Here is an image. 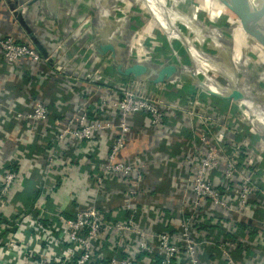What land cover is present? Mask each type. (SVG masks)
Instances as JSON below:
<instances>
[{"label": "built area", "instance_id": "1", "mask_svg": "<svg viewBox=\"0 0 264 264\" xmlns=\"http://www.w3.org/2000/svg\"><path fill=\"white\" fill-rule=\"evenodd\" d=\"M6 5L13 26L17 28L13 13ZM33 9L31 15H36ZM34 26L41 34L36 23ZM76 29L73 40L80 41L81 45V39L87 38L88 30L86 25H77ZM155 33L154 29L149 33V27L135 32L130 64L168 65L156 60L155 42L157 35L161 34ZM16 36H0V56L6 65L14 67L29 62L40 71L41 79L51 83L65 78L74 86L81 80L71 72L74 63L71 57L77 59L78 52L65 41L46 43L49 56L45 58L27 36L26 40ZM171 39L180 42L178 38ZM94 43L97 41L92 40L79 52V59L88 56L87 66H91L97 58L101 59L102 65L105 63L103 59H108L98 54ZM173 53L180 59L178 51ZM112 63L114 68V61ZM68 70L70 74H67ZM75 71H78L77 68ZM194 73L205 87L194 82L187 84L194 87L197 94L182 99L180 105L162 99L158 95L159 91H150L149 86L153 84L144 79L117 77L116 89L120 93L101 98L98 117L86 108L69 116L54 136L46 135L44 138L46 142L43 146L48 151L45 157L46 177L35 203L27 205L23 200L18 203L17 195L14 197L24 179L20 168L21 159L10 162L2 160L0 264H142L146 260L150 264H204L202 249L213 242L201 236V227L207 225L204 217L209 213H203V210L208 207L211 212L217 210L222 214L243 217L251 208V198L264 194V120L262 122L253 116L244 103L217 98L229 103L228 110L221 113L214 101L216 97H212L207 90L225 96L236 88L229 90L228 86L223 87V91H213L206 86L203 74ZM168 84L170 88L182 91L185 82L173 79L161 85ZM161 85L153 86L155 89ZM27 94L31 95L29 92ZM203 97L206 105H210L207 108L202 107L205 106ZM32 101V111L24 112L17 107L16 102L12 104L3 96L0 87V145L6 142V130H9L5 123V112L18 128L27 126L29 129L49 121V103L34 96ZM173 111L188 114L192 120V133L197 139L188 158L192 170L188 185L192 195L191 213L182 218L177 230H148L140 226L139 220L145 208L139 200L147 193L143 189L145 174L137 163H125L119 157L128 140L129 118L144 115L150 120L152 128L161 130ZM111 133H114V138L109 148L104 144L96 145L99 138ZM250 133L258 137L254 146L248 142ZM50 144L52 147L48 149ZM71 149L80 153L75 158L77 161L84 160L85 165L69 157ZM62 161L69 164L60 166L58 163ZM99 161L101 163L98 166ZM82 169L88 170L86 174L90 178L85 196L73 194L66 206L56 204L55 196H58L63 182L68 180L71 173H79ZM112 180L117 181V185L124 183L129 186L127 191H123L124 206L115 216L110 211L111 207L105 205V198L110 193L111 201L113 192L117 190L110 186L108 188ZM149 200L153 202L151 197ZM100 203L104 204L100 206ZM216 244L226 264H237L234 253L246 249L231 234ZM138 257H141V262L136 260Z\"/></svg>", "mask_w": 264, "mask_h": 264}, {"label": "crops", "instance_id": "2", "mask_svg": "<svg viewBox=\"0 0 264 264\" xmlns=\"http://www.w3.org/2000/svg\"><path fill=\"white\" fill-rule=\"evenodd\" d=\"M16 1L0 0V36L8 37L15 34L18 35L16 37L21 39L22 36V39L26 40V35L21 27L13 26L6 10V4L14 5ZM125 1L41 0L33 6L34 9H32L39 15H32V20L35 21L37 30L41 33L39 37L42 42L46 45V43L49 44L55 40H62L78 52L77 59L71 57L74 62L71 65V72L74 74H71L81 79L79 80L80 83L78 81L74 86H71L65 78L63 81L57 79L54 83L41 79L40 71L29 62L20 63L14 67L8 66L0 56V87L3 96L12 104L16 102L20 110L28 113L32 111V96L39 97L49 103L51 112L48 122L29 129L27 126L18 128L5 112V123L9 130H6V142L0 145V162L2 160L10 162L14 159H21L20 168L22 179H24L21 182L20 190L14 193V197L17 195L16 202L21 203L23 200L27 205L36 202L37 191L46 177L44 174L45 166H47L45 157L48 151L43 146L46 142L44 141L46 135L54 136L57 129L64 126L67 118L81 108L89 109L95 117H98L101 98L113 95L115 92L120 93L116 89L118 76L116 68L112 66L113 60H110L111 54L107 56L110 65L104 59L103 62L105 63L102 65L101 59L97 58L93 63L91 62V66H87L85 63L89 60L88 56L79 59V52L84 45L92 42V40L104 45L111 43L116 50V64H130V52L133 49L135 32L144 28V19H140L141 15L130 6L133 5L131 2L129 5L130 0ZM162 7H164L163 4ZM160 11L161 9H155L152 10V13L154 17L155 14H160L155 18V23L165 32L161 37L167 43L170 51L167 55H156V60H161L168 65L176 64L183 67L193 65V59L188 54H179L180 59L174 56L175 45L179 43L173 41L170 38L171 35L179 33L181 39L184 37L178 28L175 25L172 26L171 22ZM192 19L197 20V17ZM186 24L187 27L183 24L180 26L189 32V21H186ZM77 25H86L88 30L87 38L82 37L81 39V45H79L80 41L75 42L73 40ZM152 26V24L149 26V33L152 31ZM166 33L170 37L167 38ZM157 37L155 46L160 47L161 42H159L158 35ZM216 60L218 59L216 58ZM228 63L229 67H235V55L228 56ZM248 63L252 64L250 61ZM214 66H216L215 63ZM76 68L77 72L75 71ZM207 70L210 72L209 69ZM69 72L70 70L67 71V74H70ZM187 73H192V70L187 71ZM248 74L249 76L254 75L251 71ZM174 79L185 82L182 88L190 82L192 83V79L187 75L176 76ZM209 81L205 77V83L209 89L221 91L220 85L218 86L217 83L210 85ZM154 87L150 85L149 90L159 91L158 95L162 99L175 105L181 104L182 99L178 97L180 90L170 88V84L161 85L155 89ZM239 89L245 93L246 100L244 103L251 112L254 104L258 101L253 96L255 90H252L253 93L251 94L250 91ZM28 92L31 95H28ZM202 99L203 104H205L202 107H209L210 105H206V99L204 97ZM258 113L261 118L264 117V113L261 111ZM128 124L130 127L128 140L119 158L125 163H137L142 173L145 174L143 189L147 193L139 200L140 204L145 206L140 214V226L161 232L177 230L182 218L191 213L192 195L188 185L192 178V170L188 164V158L192 146L197 140L191 130L192 120L185 112L173 111L161 130L152 128L150 120L144 115L129 118ZM23 129L28 130L23 131ZM35 129L37 130L34 131ZM113 135L114 133L103 135L97 140L96 145L104 144L109 148L113 142ZM257 140L258 137L249 134L250 146H254L253 144L257 143ZM79 155L80 153L73 151V149L69 151V157L85 165L84 160H76L75 157ZM100 163L99 161L98 166ZM58 164L63 166L69 163L62 161ZM70 169L72 168L70 167ZM86 172L88 173V170L82 169L79 173L70 174L68 180L63 182L58 196H55L56 204L66 206L70 203L73 194L80 197L85 196L87 183L90 180ZM50 181L54 182L52 179ZM115 182L117 183V181L112 180L107 185L108 188L110 186L113 190L117 189L113 192V199L111 197V201H109L110 193L105 198V205L111 207L110 211L114 213V216L115 214L118 215L119 210L124 206L123 191L129 189L127 184L119 183L118 186ZM150 197L153 202L149 200ZM250 202L251 208L243 217L230 213L222 214L217 210L211 212L208 207L203 210V213L207 211L209 213L208 216L204 217V221L207 220V230L204 231L203 229L201 236L203 239L213 242V244L206 245L202 249L204 264H226L216 248V243L222 239H227L230 234L236 237L246 248L244 251L234 253L237 264H264V194H257L251 198ZM153 203L152 206L148 205ZM103 204L100 203V206ZM240 225H243L242 228ZM234 228L235 231H233ZM136 260L141 262V257L136 258ZM142 264L150 263L146 260Z\"/></svg>", "mask_w": 264, "mask_h": 264}, {"label": "rangeland", "instance_id": "3", "mask_svg": "<svg viewBox=\"0 0 264 264\" xmlns=\"http://www.w3.org/2000/svg\"><path fill=\"white\" fill-rule=\"evenodd\" d=\"M159 1L164 7L147 6L145 0H130L129 5L131 2L133 5L130 6L141 15L140 19H144V28L152 24V29L164 35L163 29L154 23L155 18L160 15L155 14L154 17L152 10L155 9H161L160 12L172 26L175 25L178 28L184 38L176 42L182 49L184 48L185 54H188L194 62L193 65L183 69L203 74L210 80V85L215 83L220 85L221 91L227 86L229 90L242 88L250 91L251 94L252 90H255L253 96L258 101L254 104L251 114L263 122L264 117L261 118L258 112L264 113V37L248 30L219 0ZM247 1L250 2V7L257 9L259 0ZM195 16L197 20L192 19ZM186 21L190 23L188 24L189 32L180 26L183 24L187 27ZM165 36L168 38L170 35L166 33ZM168 51H170L169 48L167 50L164 48L165 55L169 53ZM232 54L236 58L234 68L228 65V56ZM249 61L252 62L251 65ZM249 71L254 75L249 76Z\"/></svg>", "mask_w": 264, "mask_h": 264}, {"label": "water", "instance_id": "4", "mask_svg": "<svg viewBox=\"0 0 264 264\" xmlns=\"http://www.w3.org/2000/svg\"><path fill=\"white\" fill-rule=\"evenodd\" d=\"M41 0H17L14 5L8 4L9 10L13 13L14 23L17 22V26L21 27L23 33L31 41V44L42 54L43 57L48 58L49 48L42 42L39 37V33L36 31L35 23L31 20V9L33 6ZM224 7L230 11L247 27L248 30L264 37V0L257 2V9L254 10L250 7V2L247 0H219ZM98 54L101 57H106L111 54V59L114 61V67L118 77L120 78H135L138 80H146L153 85H161L167 83L176 76L187 75L192 79V82L200 84L205 87L200 78L192 71L187 73L184 67L181 65L171 64L161 67L148 65V64H116V50L111 44H98L94 43ZM264 45V38H263ZM212 97L220 98L223 100L231 101L235 103H244L246 95L240 89H234L228 95L218 96L217 94L207 90ZM245 104V103H244Z\"/></svg>", "mask_w": 264, "mask_h": 264}, {"label": "trees", "instance_id": "5", "mask_svg": "<svg viewBox=\"0 0 264 264\" xmlns=\"http://www.w3.org/2000/svg\"><path fill=\"white\" fill-rule=\"evenodd\" d=\"M159 42H161V46L158 47L156 49V55H165L164 54V48L167 50L168 49V45L167 43H165L164 39L159 36ZM175 50L179 52V54H185V51L181 48L180 44H176L175 45ZM169 52V51H168ZM197 94V91L195 90L194 87L187 85L186 87H184V89L182 91L179 92L178 97H180V99H185L186 97H194ZM215 104L217 109L221 112V113H225L228 110L229 107V103L217 98H214ZM51 144L49 145L48 149H51ZM44 153V152H43ZM41 187H39V190L37 191V196H39L41 194ZM243 225H240V228H242ZM245 226V225H244ZM202 230L204 229L207 230L206 225H203ZM104 262V261H103ZM101 262H98L96 264H100ZM105 264V263H103Z\"/></svg>", "mask_w": 264, "mask_h": 264}, {"label": "bare ground", "instance_id": "6", "mask_svg": "<svg viewBox=\"0 0 264 264\" xmlns=\"http://www.w3.org/2000/svg\"><path fill=\"white\" fill-rule=\"evenodd\" d=\"M145 1L147 6H158L160 8L162 7V4L160 3L159 0H145ZM171 38L181 39L182 37L179 35V33H174L173 35H171Z\"/></svg>", "mask_w": 264, "mask_h": 264}]
</instances>
